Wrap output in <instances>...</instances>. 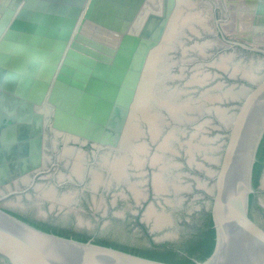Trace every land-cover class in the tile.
I'll return each mask as SVG.
<instances>
[{
  "label": "water",
  "instance_id": "obj_1",
  "mask_svg": "<svg viewBox=\"0 0 264 264\" xmlns=\"http://www.w3.org/2000/svg\"><path fill=\"white\" fill-rule=\"evenodd\" d=\"M22 1L0 0V34ZM32 2L26 0L15 26L25 23ZM66 5L56 7L68 16H55L53 27L44 21L51 14L37 12L38 24H25L37 31L14 41L10 28L0 40V187L40 165L47 127L64 140L76 138L62 132L119 144L101 163L108 183L121 181L128 167L136 170L139 176L128 181L136 200L146 163L156 192L177 194L189 184L207 190L215 243L195 264H264V229L248 213L258 220L264 206V195L248 203L264 133V43L235 29L231 0H86L81 11ZM81 166L74 162L72 171L79 175ZM92 177L96 188L101 178ZM199 195L193 191L188 203L197 206ZM175 217L155 205L144 212L156 240L182 231L160 229ZM83 220L95 224L78 216ZM95 233L129 248L150 244L127 223ZM0 258L6 264H176L46 231L1 208Z\"/></svg>",
  "mask_w": 264,
  "mask_h": 264
},
{
  "label": "flooded vegetation",
  "instance_id": "obj_2",
  "mask_svg": "<svg viewBox=\"0 0 264 264\" xmlns=\"http://www.w3.org/2000/svg\"><path fill=\"white\" fill-rule=\"evenodd\" d=\"M250 54L255 55L253 52ZM52 130L50 127L44 129L40 165L0 187L1 209L34 226L38 224L63 232L69 235L68 237L81 236L92 241L100 240L96 231L127 223L131 227L140 229L150 238V244L144 246L145 248H169L177 251L179 256H188V252L183 247L186 244L194 243L198 238V233L206 228L208 218L212 219L208 206L210 198L203 186L194 187L189 184L188 189L183 188L177 194L172 190L156 192L150 178L153 166L146 163L142 168L144 173L141 174L144 175L145 180L137 184L142 196L136 200L128 187V181L135 180L139 176L133 173L136 170L128 167L124 176L121 177V181L112 180L108 183L109 170L106 165L101 163L105 158L110 159L118 153L119 144L118 146L103 144L62 132L76 138L64 140L63 135L53 134ZM77 161L82 164L79 175L72 171V165ZM188 169H190L189 166ZM203 171L198 174L201 179L204 175ZM93 173H98L101 178V183L96 188L91 185ZM186 176L192 178L196 175L188 172ZM263 180L264 133L258 144L252 165L251 184L253 190L249 193L248 203L257 195H264ZM49 189L54 192L51 198L43 196V193ZM196 189L200 190V199L199 204L193 206L188 202L190 195H193V191ZM181 195H183L182 201H169L170 198L177 199ZM153 205L165 208L176 215L175 223L170 222L160 228L178 227L179 230H182L173 234L171 240L153 238L152 233L155 229H152L151 222L144 218L145 210ZM45 212L49 217L45 215ZM248 213L264 229V223L252 217L249 209ZM78 216L82 218L89 216L95 220V224L91 225L85 220L79 222ZM91 226L94 231L77 233L78 230L90 229ZM190 258L194 264L196 261H201L194 256ZM0 264L6 263L0 258Z\"/></svg>",
  "mask_w": 264,
  "mask_h": 264
},
{
  "label": "bare ground",
  "instance_id": "obj_3",
  "mask_svg": "<svg viewBox=\"0 0 264 264\" xmlns=\"http://www.w3.org/2000/svg\"><path fill=\"white\" fill-rule=\"evenodd\" d=\"M85 1L86 0H47L43 3L39 0H33L29 6V13L24 16L23 21L20 22L25 23L15 26L16 24L14 20L19 14L21 8L25 6L26 0H23L15 14L6 23L0 34V40L10 28H13L15 31L12 36L14 41H17L18 39L22 40L23 34L26 32L31 33L37 31L38 26L25 25L29 22H35L38 24L37 20H39V16L35 15L37 12L42 13L43 15L51 14V18H45L44 21L46 22V27H53L55 16H62V20L68 16L67 11L62 10L61 13L57 12L58 8L56 7H58V5L67 4V7H75L81 11ZM257 1L258 0H231V6L235 8V10L232 11V17L236 16L237 27H235V29H241L244 38L264 43V0H261L260 7L263 9L261 12L259 11L260 7L258 8ZM34 17L35 20H33ZM62 20L56 25L58 29L62 26Z\"/></svg>",
  "mask_w": 264,
  "mask_h": 264
},
{
  "label": "trees",
  "instance_id": "obj_4",
  "mask_svg": "<svg viewBox=\"0 0 264 264\" xmlns=\"http://www.w3.org/2000/svg\"><path fill=\"white\" fill-rule=\"evenodd\" d=\"M36 227L46 231L57 233L59 235L69 236L63 232H58L49 228H45L38 224H36ZM75 238L79 240H87L86 237H81V236ZM94 242L102 245L119 248L152 259L162 260L176 264H194V261L190 257L194 256L196 259L202 260L212 252L215 243V229L213 227V221L209 217L206 224V228L198 233L197 240L194 243L186 244L185 247H183L184 250L188 252L187 254L188 256H179L178 255L179 253L177 251H173L169 248L156 249V248L144 247L141 249H136V248H129L126 245H118L115 243H110L105 240H97Z\"/></svg>",
  "mask_w": 264,
  "mask_h": 264
},
{
  "label": "rangeland",
  "instance_id": "obj_5",
  "mask_svg": "<svg viewBox=\"0 0 264 264\" xmlns=\"http://www.w3.org/2000/svg\"><path fill=\"white\" fill-rule=\"evenodd\" d=\"M233 10H235V8H233V6H231V14H232V11H233ZM233 20H234V22L237 24L236 16L233 17ZM236 27H237V25H236ZM257 221H259V222H261V223H264V206H263V208H262V211H261V213H260L259 218H258Z\"/></svg>",
  "mask_w": 264,
  "mask_h": 264
}]
</instances>
